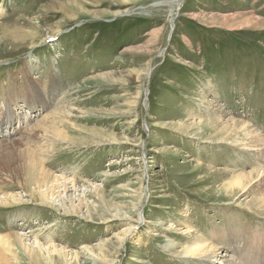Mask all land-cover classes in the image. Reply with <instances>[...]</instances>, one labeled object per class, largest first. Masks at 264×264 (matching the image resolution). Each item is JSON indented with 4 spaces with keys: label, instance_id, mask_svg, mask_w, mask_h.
I'll return each mask as SVG.
<instances>
[{
    "label": "rangeland",
    "instance_id": "rangeland-1",
    "mask_svg": "<svg viewBox=\"0 0 264 264\" xmlns=\"http://www.w3.org/2000/svg\"><path fill=\"white\" fill-rule=\"evenodd\" d=\"M165 1L0 0V109L19 128L0 144L57 112L47 125L67 140L36 141L32 154L69 183L39 200L0 155V195L15 198L0 206L8 264L264 263V187L246 183L244 194L225 174L264 161L179 129L218 104L264 138V0ZM167 242L177 253L163 252ZM193 245L219 255L182 254Z\"/></svg>",
    "mask_w": 264,
    "mask_h": 264
},
{
    "label": "bare ground",
    "instance_id": "bare-ground-1",
    "mask_svg": "<svg viewBox=\"0 0 264 264\" xmlns=\"http://www.w3.org/2000/svg\"><path fill=\"white\" fill-rule=\"evenodd\" d=\"M181 1H183V0H166L165 2H161V4L167 5V6H171V4H174L176 6V9H178L179 6H181ZM67 5H69V4H67ZM45 9H47V8L45 7ZM175 14L176 13L174 12V8L171 7L170 17L173 18V16H175ZM33 62H34V64L29 63V69L30 70L35 69V67L37 66V63L35 62V60H33ZM106 76L107 75H101V76L94 78V80L101 84L102 82H104ZM18 84L19 83H16V87L13 90H15L17 88ZM22 95L25 96L24 94H22ZM16 96H18V95L15 94L14 99L16 98ZM202 96H204V95H202ZM26 99H27V102H25V103H31L32 102L31 103L32 107L29 110L37 111V107L39 106L38 102L36 100H33V99L30 100V99H28V97ZM19 102H22V101L20 100ZM12 106H16V105L13 104ZM7 107L8 108L5 111L6 116H4V118L6 117L8 120L6 122L0 124V129L2 127H5L4 131L2 130V133H4V134H1V132H0V138L1 137L9 138L11 136H14V134H15L14 128H15V124L17 122L15 123L13 121V117L10 115V106L8 105ZM222 108L218 104L217 105L213 104L208 109L202 110V113H204L202 120H198V119H195L193 117H187V118H185L184 123L182 122L180 124L179 129L182 132H184V131L186 132V131L195 129L196 132L198 134L202 135L203 137H215L217 144H227V145L232 146V147L241 148L247 152L256 153L264 161V138L254 128H252L250 125H248L244 122H238L235 120L225 121L224 115L226 112ZM12 112L15 116H18V113H16L15 110H13ZM57 114H58L57 112H53L48 117H46L43 121H41V124L39 126H34L32 129H30L28 132H26V134L21 139V143H20V141H18L17 145L14 142L12 143V145L9 142L0 144V155H2L1 159L3 161H6L8 159L16 160L17 161V170L19 172L22 171V174L24 175V181L21 183V185L25 186L26 189L28 188L29 192L32 196L37 195L39 200H43L44 202H49V197H51L50 192H52L53 190L63 188L64 191L67 192V190H68L67 186L69 184L66 180H64L62 178L59 179L58 177H55V175H53L52 173L47 172L46 169H44L37 162V157L32 154V151H33L32 148H33L34 144L36 143V141H39L40 143H42L44 145H50V140L51 141L67 140L66 135L62 134V132H59V131L54 130V129L51 130L50 127H48V125L51 124L55 120V117ZM17 130H18V128H17ZM206 131L210 132L209 136H206L207 134L204 133ZM206 141H208V140H206ZM9 145H11L13 149H10L8 152L3 153L1 149L4 147H7ZM225 174L230 176V179L233 180L229 183L226 182L227 183L226 187L231 188V189L244 190L243 191L244 194H245V192L248 193L247 186L250 187L251 184L255 183V184H257V187L259 185L264 187V169L263 170L259 169V172L254 171L251 173H242V172H238V171H236V172L235 171H231V172L227 171ZM246 183H247V186H246ZM73 186H74V184H73ZM30 188H35V190L31 191ZM258 188H260V187H258ZM257 198L261 199V201L264 203V189L263 188L261 191H259V193H257ZM8 200L13 202V200H15V198L13 196L1 197V195H0V206L6 207V205L9 204ZM261 214L264 215V208L261 209ZM192 233H194L193 230L186 231L185 234L190 235ZM229 233H231V232H229ZM7 237L10 238L13 242L22 241V239L19 238L20 235H18V234H11V235L9 234ZM238 237H240V236H238ZM233 239H235V238H233ZM52 248L59 255L64 253V250H62V249L59 250V248L56 246H53ZM44 249L47 251H50L51 247L48 249H46V248H44ZM29 251L32 252L33 250L29 249ZM212 251H213L212 249H209L206 246H200V245L198 247L196 245H193L192 247H184L181 250L182 254H184L190 258L193 256L203 257L205 255H206L205 257L207 258V257H210V255H213L211 257H216L219 255V253L217 254V252L215 254H206V253L212 252ZM163 252L168 253V254H169V252H171L170 254L177 253V248L172 243L167 242L166 245L163 246ZM257 253L259 254V251L255 250V253H252V254H257ZM263 255L264 254H260L258 260H261V257ZM8 259L9 258L5 257L0 251V263L8 264V263H10V261ZM254 260H256V259H254ZM222 262L224 264H229L228 260H225Z\"/></svg>",
    "mask_w": 264,
    "mask_h": 264
}]
</instances>
